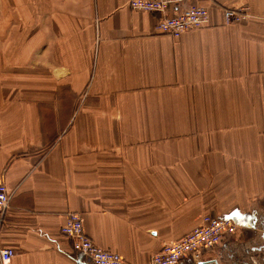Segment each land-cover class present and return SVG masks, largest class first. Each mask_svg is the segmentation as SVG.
<instances>
[{
    "label": "crops",
    "instance_id": "crops-1",
    "mask_svg": "<svg viewBox=\"0 0 264 264\" xmlns=\"http://www.w3.org/2000/svg\"><path fill=\"white\" fill-rule=\"evenodd\" d=\"M129 1L0 0V250L9 264H90L60 232L74 213L97 246L148 264L209 216L237 231L204 264L257 263L264 0H181L168 16L209 18L178 38ZM227 9L249 19L225 24Z\"/></svg>",
    "mask_w": 264,
    "mask_h": 264
},
{
    "label": "built area",
    "instance_id": "built-area-1",
    "mask_svg": "<svg viewBox=\"0 0 264 264\" xmlns=\"http://www.w3.org/2000/svg\"><path fill=\"white\" fill-rule=\"evenodd\" d=\"M181 0H130L129 7L134 11L162 14L156 24V31L162 35L178 38L182 34L197 31L208 23V11L204 7L192 5L181 13L168 16V8ZM235 10H224L225 24L240 23L245 20ZM12 194L4 184H0V216L8 208ZM237 231L235 222L228 218L218 219L203 216L199 224L179 239L165 243L161 250L151 256L148 264H180L184 258L193 261L201 259L203 253L213 250L223 239ZM61 234L71 241L72 250L90 264H129L121 256L97 246L83 232L82 221L78 214L67 215L60 227ZM14 256L11 249L0 250L2 264H9Z\"/></svg>",
    "mask_w": 264,
    "mask_h": 264
},
{
    "label": "rangeland",
    "instance_id": "rangeland-1",
    "mask_svg": "<svg viewBox=\"0 0 264 264\" xmlns=\"http://www.w3.org/2000/svg\"><path fill=\"white\" fill-rule=\"evenodd\" d=\"M241 13V12H240ZM242 14V16L241 17H245V20L248 18L249 19V16L247 15V14H243V13H241ZM242 22V21H241ZM240 22V23H241ZM239 24V23H238ZM261 240H260V243H264V238H260ZM164 245V244H163ZM262 259H264V253H262V251L261 252H258V255L257 256H255L254 257V260L257 262V263H255V264H264V262H263V260ZM252 263H253V261H252ZM253 263V264H254Z\"/></svg>",
    "mask_w": 264,
    "mask_h": 264
},
{
    "label": "water",
    "instance_id": "water-1",
    "mask_svg": "<svg viewBox=\"0 0 264 264\" xmlns=\"http://www.w3.org/2000/svg\"><path fill=\"white\" fill-rule=\"evenodd\" d=\"M197 264H204V263L201 261V259H199Z\"/></svg>",
    "mask_w": 264,
    "mask_h": 264
}]
</instances>
